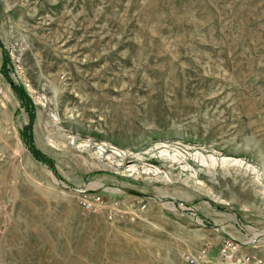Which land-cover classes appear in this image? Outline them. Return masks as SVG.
Wrapping results in <instances>:
<instances>
[{"label": "rangeland", "instance_id": "rangeland-1", "mask_svg": "<svg viewBox=\"0 0 264 264\" xmlns=\"http://www.w3.org/2000/svg\"><path fill=\"white\" fill-rule=\"evenodd\" d=\"M232 238L264 258V0H0V264Z\"/></svg>", "mask_w": 264, "mask_h": 264}, {"label": "built area", "instance_id": "built-area-1", "mask_svg": "<svg viewBox=\"0 0 264 264\" xmlns=\"http://www.w3.org/2000/svg\"><path fill=\"white\" fill-rule=\"evenodd\" d=\"M104 200L105 199L102 193L88 192L86 190L81 191V204L84 211L96 214L103 208H109L108 220L112 222L117 221L119 217H124L125 214L127 215L125 210H121L120 206L115 204V202L113 204H107ZM140 207H142L143 210L146 209V206ZM135 216L139 217L137 215H133L131 216V219H138L135 218ZM257 244L258 243L256 241L243 244L232 238L223 245L218 258L212 259L209 250L205 249L197 252L196 254L188 255L185 259V264H264V258L261 255L256 254V252L245 253L240 250L243 246L248 247L252 245V247H256Z\"/></svg>", "mask_w": 264, "mask_h": 264}, {"label": "water", "instance_id": "water-1", "mask_svg": "<svg viewBox=\"0 0 264 264\" xmlns=\"http://www.w3.org/2000/svg\"><path fill=\"white\" fill-rule=\"evenodd\" d=\"M123 191L128 193V194H136L137 195V193L135 191H132V190L127 189V188H123ZM88 192H94V191H88ZM98 192H100V191H98ZM138 195H141V194H138Z\"/></svg>", "mask_w": 264, "mask_h": 264}, {"label": "bare ground", "instance_id": "bare-ground-1", "mask_svg": "<svg viewBox=\"0 0 264 264\" xmlns=\"http://www.w3.org/2000/svg\"><path fill=\"white\" fill-rule=\"evenodd\" d=\"M95 186L97 187V186H101V185L96 184ZM107 189H108V188H107ZM113 191H116V190H113ZM116 192H117V191H116Z\"/></svg>", "mask_w": 264, "mask_h": 264}]
</instances>
